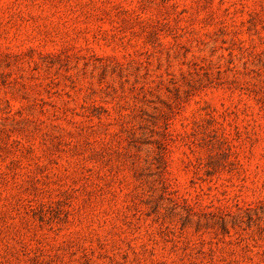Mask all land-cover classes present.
I'll use <instances>...</instances> for the list:
<instances>
[{
    "label": "rangeland",
    "instance_id": "1",
    "mask_svg": "<svg viewBox=\"0 0 264 264\" xmlns=\"http://www.w3.org/2000/svg\"><path fill=\"white\" fill-rule=\"evenodd\" d=\"M0 264H264V0H0Z\"/></svg>",
    "mask_w": 264,
    "mask_h": 264
}]
</instances>
